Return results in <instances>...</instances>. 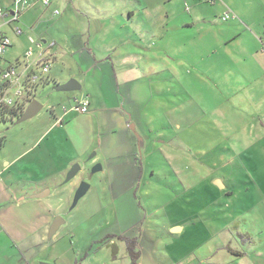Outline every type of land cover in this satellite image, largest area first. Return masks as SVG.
<instances>
[{"label": "crops", "instance_id": "obj_1", "mask_svg": "<svg viewBox=\"0 0 264 264\" xmlns=\"http://www.w3.org/2000/svg\"><path fill=\"white\" fill-rule=\"evenodd\" d=\"M261 1L262 7L258 0L237 2V16L233 12L237 23L232 24L234 32L225 39V43L237 42V63L227 62L237 69V104L251 111L252 120L250 126L246 123L237 129L242 150L237 148V155H233L234 160L237 156V177L246 174V178H237V195L244 190L252 204L249 205V228L242 214H237V239H243L246 244L245 250L240 246L237 249L241 264H264V245L260 238L264 234V0ZM30 2L32 6L24 16L30 13L33 3H39L38 0ZM110 9L114 8H84L87 13H79L78 19L86 22L85 29L63 19L64 26L57 28L61 36L54 39V48L46 51L53 67L61 64L68 70L65 75L51 67L50 80L56 86L70 79L77 81L81 89L67 99L69 103H74L75 99L87 100V112L74 110L75 103L68 108L40 111L24 138L18 137L14 144L6 143L3 147L5 154L0 158V264L51 263L50 256L46 255L50 245L55 248L56 243L50 244L53 238L47 239L48 230L53 219L64 213L71 196L66 195L62 182L74 164L82 167L84 175L88 169L84 155L89 151L94 152V159L102 165V174L108 176L112 197L120 200L126 193L131 194L128 201L133 206L142 186L150 189L151 182L158 179L155 171L143 162L145 156L151 158L155 150L176 174L181 173L188 162L198 167L209 165L190 158L184 146L187 148V142L199 139V135L206 139L209 133L220 139V130L206 113L201 111L196 116L188 113L191 101L185 85L181 82L178 88L177 73L172 71V65L165 64L168 56L161 59L158 56L163 53L153 50L166 33L162 28L152 29L156 24L152 23L145 8L136 13L125 8L118 10L117 16L115 9ZM137 14L143 17L136 18ZM253 14L259 15L260 21H254ZM125 15L124 24L115 21V18L124 20ZM191 18L195 22L198 19ZM41 19L42 15H38L32 26L25 28L27 33L25 31L23 36L26 39L44 41V32L33 37ZM103 20L106 23H102ZM189 26L187 23L186 27ZM94 35H99V39H91ZM150 38L156 42L152 48L146 44ZM179 90L187 96L180 104L177 101ZM131 125L134 131L129 129ZM5 142L3 138L0 147ZM203 142L209 152L219 147L211 140ZM199 155L205 154L199 152ZM221 164L225 166L226 162ZM20 165L23 175L15 169ZM81 179L74 180L70 188L76 189ZM217 180L213 178L211 182ZM242 180H248V186L243 187ZM219 181L222 190L225 185ZM213 189L218 188L213 186ZM45 190H49L46 197L31 198ZM114 190L122 192L114 196ZM226 194L232 195L233 191L229 189ZM145 195L150 197L148 193ZM238 205L245 206L237 196V207H240ZM134 226L135 223L118 230L123 234L131 233L138 246L142 231ZM141 261L142 255L138 264Z\"/></svg>", "mask_w": 264, "mask_h": 264}, {"label": "rangeland", "instance_id": "obj_2", "mask_svg": "<svg viewBox=\"0 0 264 264\" xmlns=\"http://www.w3.org/2000/svg\"><path fill=\"white\" fill-rule=\"evenodd\" d=\"M12 1L0 0V7L8 8ZM237 2L244 4L248 0H51L48 8L43 7L40 2L33 3L30 13L22 17L24 28H29L35 17L42 15L33 37L37 38V34L44 32V40L49 41L61 36L62 33L57 28L64 26L63 19H69L85 29L86 22L78 19L79 13H87L84 8H114L116 16L125 8L135 13L145 8L152 23L156 24L152 29L162 28L163 33H166L156 47H153L156 42L151 38L146 44L149 48L156 49L157 53V49L163 53L159 58L168 56L165 64L172 65V71L177 73L178 88L182 82L188 92V100L191 101L188 113L195 116L201 114V111L206 113L207 118L212 119L220 130V139L213 138L209 133L206 139L199 135V139L187 142V148L184 146L189 157L192 156L190 158L209 165L198 167L188 162L182 167V172L176 174L165 164L157 150L152 152L151 158L147 159L145 156L143 162L155 171L158 179L151 182L150 189L142 186L134 206L128 201L131 194L126 193L120 200L112 197L108 190V176L102 174V171L90 173L91 168L99 163L94 157L90 158L94 152H87L84 162L88 169L84 175L81 170L74 179L62 185V188L66 187V195H71L69 205H66L63 214L58 215L64 220V224L50 242L56 243L55 248L50 245L46 255L52 261L42 264H132L125 244L117 240V237L134 239L130 236L131 233L123 234L118 230L134 223V228L142 231L138 236L141 237L139 245L136 246L139 257L142 255L140 264H241L240 259H237V249L240 246L245 250L246 244L243 239H237V214H242L249 228V205L252 204L244 190L237 195V182L241 177L246 178V174L237 177V156L234 160L233 155H237V148L242 150V144L237 140V129L246 123L250 126L252 120L251 111L237 104V69L227 62L237 63V42L225 43V39L234 32L231 26L237 23V18L227 22L220 20L223 11L227 10H230L231 15L235 13L237 16ZM258 2L261 6L262 1ZM55 10L59 15L53 14ZM193 16L198 18L196 22L191 18ZM135 17L142 18L143 15L137 14ZM252 18L260 21L259 15L253 14ZM115 21L124 24L126 15L124 20L115 18ZM102 23H106V20ZM187 23L189 27H186ZM1 31L12 40V47L4 54L6 64L21 58L28 49L37 51L25 36L16 37L7 28ZM93 38L97 40L99 35H94L91 39ZM53 70L68 74V70L61 64L53 67ZM55 86L54 81L49 80L36 89L33 100L43 105L41 111L53 107L68 108L73 103H69L67 98L77 92H56ZM186 97L179 90L178 104ZM38 117L18 124L16 120L11 122L8 118L0 121V140L6 139L0 147V158L5 154V144H14L18 137L24 138ZM205 140H211L219 147L209 152V148L204 145ZM233 142L235 150L228 151L227 149L234 147ZM199 152L205 155L201 157ZM222 161L226 162L225 166H221ZM15 169L19 175H23L21 165ZM78 178L88 183L90 189L71 209L77 188H70L69 185ZM213 178L221 180L225 185L224 189L220 190L217 186L218 189H213ZM242 181L243 187L248 186V180ZM229 189L233 191L232 195L226 194ZM121 192L114 190V196ZM237 196L245 206L237 207ZM175 228L179 231L172 232ZM260 238L264 245V234ZM229 248L234 254L227 252ZM246 262L247 260L244 263Z\"/></svg>", "mask_w": 264, "mask_h": 264}, {"label": "built area", "instance_id": "obj_3", "mask_svg": "<svg viewBox=\"0 0 264 264\" xmlns=\"http://www.w3.org/2000/svg\"><path fill=\"white\" fill-rule=\"evenodd\" d=\"M43 7L48 8L51 0H38ZM29 0H13L8 8L0 7V109H15L24 112L28 104L33 100L36 89L49 82L51 71V59L46 55V51L54 48L55 41H43L28 37V43L35 46L36 50L28 49L21 58L6 64L4 54L12 47L10 37L1 30L10 29L16 37L25 34V26L22 24V17L31 8ZM58 15L57 10L53 11ZM234 18L230 11L225 12L220 20L227 22ZM88 107L87 100H75L74 110L86 113Z\"/></svg>", "mask_w": 264, "mask_h": 264}, {"label": "water", "instance_id": "obj_4", "mask_svg": "<svg viewBox=\"0 0 264 264\" xmlns=\"http://www.w3.org/2000/svg\"><path fill=\"white\" fill-rule=\"evenodd\" d=\"M81 89V86L79 85V83L77 81H75L74 79H70L69 81H67L64 84L61 85H57L54 87V90L56 92H77ZM43 109V105L40 104L38 101L36 100H32L28 106L26 107V109L24 110V112L19 116L18 119H16V123H22L25 122L27 120H30L32 118H34L41 110ZM129 129L131 131H134V126L131 125L129 127ZM135 137L140 141V137L137 135V133L134 132ZM94 157V154H92V156L90 158ZM82 170V167L79 164H74L69 171L67 172L65 179L63 181V184L68 183L69 181H71L72 179H74L77 174ZM102 171V165L101 164H96L92 167L90 173L94 174L97 172H101ZM215 186H217L219 189H221L223 187L222 183L217 180L215 181ZM90 189V185L84 181H82L79 186L77 187L76 191H75V195L73 198V203L71 206V209L74 208L77 203L79 202V200L81 198H83L86 193L89 191ZM49 194V190H45L37 195L32 196L31 198H36V199H41L46 197ZM64 224V220L57 216L53 219L49 230H48V234H47V239L51 240L55 234L57 233V231L59 230V228L61 226H63ZM173 231H178L177 228L173 229ZM43 264H47V263H43Z\"/></svg>", "mask_w": 264, "mask_h": 264}, {"label": "trees", "instance_id": "obj_5", "mask_svg": "<svg viewBox=\"0 0 264 264\" xmlns=\"http://www.w3.org/2000/svg\"><path fill=\"white\" fill-rule=\"evenodd\" d=\"M22 114V111L10 109V110H0V121H4L6 118L11 122H14ZM2 140H0V143ZM117 240L123 242L127 248L128 255L131 259L132 264H138L139 254L136 251V239H129L124 237H117ZM231 254H234L232 251L228 250ZM115 253V250H114ZM237 255V254H236Z\"/></svg>", "mask_w": 264, "mask_h": 264}, {"label": "flooded vegetation", "instance_id": "obj_6", "mask_svg": "<svg viewBox=\"0 0 264 264\" xmlns=\"http://www.w3.org/2000/svg\"><path fill=\"white\" fill-rule=\"evenodd\" d=\"M75 100H77V99H75ZM72 166H73V165H72ZM72 166H71V167H72ZM71 167H70V168H71ZM91 169H92V168H91ZM68 171H69V170H68ZM88 171H89V170H88ZM90 171H91V170H90Z\"/></svg>", "mask_w": 264, "mask_h": 264}]
</instances>
